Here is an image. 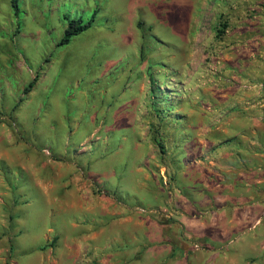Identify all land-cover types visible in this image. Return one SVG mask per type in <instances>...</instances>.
<instances>
[{"label": "rangeland", "instance_id": "374dc122", "mask_svg": "<svg viewBox=\"0 0 264 264\" xmlns=\"http://www.w3.org/2000/svg\"><path fill=\"white\" fill-rule=\"evenodd\" d=\"M228 3L0 0V264H264L215 228L235 189L179 162Z\"/></svg>", "mask_w": 264, "mask_h": 264}, {"label": "crops", "instance_id": "0c3cea01", "mask_svg": "<svg viewBox=\"0 0 264 264\" xmlns=\"http://www.w3.org/2000/svg\"><path fill=\"white\" fill-rule=\"evenodd\" d=\"M219 10L227 25L215 41L217 76L178 149L191 171L209 166L216 185L235 189L215 228L238 258L264 250V0H229Z\"/></svg>", "mask_w": 264, "mask_h": 264}, {"label": "trees", "instance_id": "16d2710c", "mask_svg": "<svg viewBox=\"0 0 264 264\" xmlns=\"http://www.w3.org/2000/svg\"><path fill=\"white\" fill-rule=\"evenodd\" d=\"M13 3H14V1H13ZM88 26H89V23H86L83 25V24H80V22L77 20L69 21L67 23V26L63 32L61 39H60L59 45L68 43V41L71 39V37L81 33L82 31L87 29ZM31 85H32V83H30L28 88H30ZM159 148L161 149L162 147L160 146Z\"/></svg>", "mask_w": 264, "mask_h": 264}, {"label": "built area", "instance_id": "2783aa9c", "mask_svg": "<svg viewBox=\"0 0 264 264\" xmlns=\"http://www.w3.org/2000/svg\"><path fill=\"white\" fill-rule=\"evenodd\" d=\"M225 1H227V0H225ZM241 88H244V89H246L247 87H248V85L245 83V84H240L239 85Z\"/></svg>", "mask_w": 264, "mask_h": 264}]
</instances>
